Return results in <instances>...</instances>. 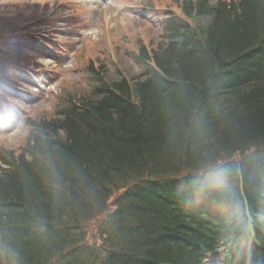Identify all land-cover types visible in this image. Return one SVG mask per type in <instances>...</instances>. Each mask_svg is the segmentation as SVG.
<instances>
[{
  "label": "trees",
  "instance_id": "1",
  "mask_svg": "<svg viewBox=\"0 0 264 264\" xmlns=\"http://www.w3.org/2000/svg\"><path fill=\"white\" fill-rule=\"evenodd\" d=\"M177 7L138 75L89 66V92L0 148V264H264V0Z\"/></svg>",
  "mask_w": 264,
  "mask_h": 264
},
{
  "label": "rangeland",
  "instance_id": "2",
  "mask_svg": "<svg viewBox=\"0 0 264 264\" xmlns=\"http://www.w3.org/2000/svg\"><path fill=\"white\" fill-rule=\"evenodd\" d=\"M180 1L0 0V22L18 30L0 48L17 54L1 62L0 148L19 151L25 119L55 116L69 96L92 89L94 71L106 79L138 75V47L163 39L161 18L177 13ZM97 225L85 226V243L100 245Z\"/></svg>",
  "mask_w": 264,
  "mask_h": 264
},
{
  "label": "bare ground",
  "instance_id": "3",
  "mask_svg": "<svg viewBox=\"0 0 264 264\" xmlns=\"http://www.w3.org/2000/svg\"><path fill=\"white\" fill-rule=\"evenodd\" d=\"M46 37H47V36H44V35H43L42 38H41L42 41H43V44H44V45H47V44H48V43H47V40H45ZM33 39H34V38H33ZM100 208H101V206L98 205V207H97V211H98V212H101V211H102ZM100 216H101V214L99 213V214H94L93 217H95V218L98 220V218H99ZM95 218H94V219H95ZM67 220L70 221V220H71V217H70V218H67ZM78 226H79V225H78ZM82 237H83V239H84V236H82ZM120 249H121L120 247H117V251H120ZM246 264H251V263H246Z\"/></svg>",
  "mask_w": 264,
  "mask_h": 264
}]
</instances>
